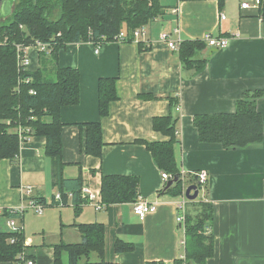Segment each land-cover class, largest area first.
I'll return each instance as SVG.
<instances>
[{
    "label": "crops",
    "instance_id": "1",
    "mask_svg": "<svg viewBox=\"0 0 264 264\" xmlns=\"http://www.w3.org/2000/svg\"><path fill=\"white\" fill-rule=\"evenodd\" d=\"M243 1L160 0L163 14L146 25L142 47L138 42L111 40L98 53L90 42L70 43L59 50L58 65L78 69L80 90L77 104L60 108L64 177H80L81 186L100 199L102 176L137 177V196L155 203L156 211L140 220L132 202L113 203L100 210L84 203L78 213L69 197L66 204H57L50 159L44 154L46 140L31 136L20 142L16 162L0 160V231L8 230L5 210L25 204L28 198L23 189L31 186L29 197L44 205L43 212L27 209L22 223L17 219L16 223L22 225L23 252L35 264H69L65 252L55 262L54 246L79 243L81 234L75 224L94 222L104 225L106 262L173 264L182 259L184 229L176 205L186 187L198 181L200 170L207 174L200 198L214 211L210 225L213 254L204 264H264V14L261 7L251 6L252 0H246L250 7L242 9ZM174 29H178L174 39L178 36L180 42H205V35L211 34L228 38V45L211 54L213 48L206 45L196 53L203 68H184L178 48L170 49L159 39L161 32ZM28 52L29 69L34 71L41 65L40 51L31 45ZM101 77H116L118 94L103 117L97 93ZM253 94H260L256 107L262 116L261 141L242 148L198 141L195 114L232 113L240 99ZM172 98L179 105L174 157L182 178V193L175 196L163 192L162 171L144 144L168 139L152 129V119L172 112ZM85 122L101 125L100 156L85 151V129L79 127ZM186 201L187 210L191 205ZM117 241L132 243L134 249L116 252ZM96 260L91 254L90 261Z\"/></svg>",
    "mask_w": 264,
    "mask_h": 264
},
{
    "label": "trees",
    "instance_id": "2",
    "mask_svg": "<svg viewBox=\"0 0 264 264\" xmlns=\"http://www.w3.org/2000/svg\"><path fill=\"white\" fill-rule=\"evenodd\" d=\"M10 15L0 22V160L16 162L19 157L20 141L13 128L30 129V136L45 138L44 154L51 163V184L61 194L63 204L71 194L72 204L78 213L84 203L80 195V177L67 179L63 175L60 108L75 105L79 101V71L72 67H61L57 63L59 50L67 44L99 42L102 36L111 41L120 31H125L126 40L132 42L131 32L148 25L155 17L163 14L160 0H11ZM264 14V0H260ZM37 42L48 45L47 52H40L41 65L34 71L22 70L17 65L16 45L31 46ZM138 45L142 47L141 41ZM206 43L201 40H184L179 43V58L184 68L199 71L203 61L196 58L197 51ZM48 54V55H47ZM47 58V59H46ZM50 67L51 69H49ZM34 91L31 93L30 91ZM98 110L100 116L108 114L109 104L118 98L116 77H101L97 83ZM148 95H142L147 97ZM259 95L245 96L237 102L232 113L195 114L193 124L197 129L198 141L217 143L223 148L245 147L263 138L262 116L256 107ZM172 112L152 119V129L166 136L165 141L145 142L156 166L178 181L163 192L182 193V178L174 157V135L178 122V102L170 100ZM85 129V151L100 156L102 129L99 122L79 124ZM198 180V178H197ZM199 193L204 184L194 183ZM138 178L123 175H104L101 178L100 194L107 206L113 203L135 202L138 194ZM185 212L184 256L173 264H204L213 254L212 235L204 232L213 220V207L201 200L188 201ZM7 218L22 223L23 215L13 208L4 212ZM191 213H194L192 215ZM81 234L79 243H58L54 246L55 262L65 252L69 264H115L104 261V225L94 222L75 224ZM13 237L14 242L9 239ZM132 243L117 241L116 252L132 251ZM23 253V231L20 233L0 231V261L16 264ZM95 254L96 261H90ZM29 257V256H28ZM85 261L80 263V258ZM30 258V257H29ZM146 264H162L148 262Z\"/></svg>",
    "mask_w": 264,
    "mask_h": 264
},
{
    "label": "built area",
    "instance_id": "3",
    "mask_svg": "<svg viewBox=\"0 0 264 264\" xmlns=\"http://www.w3.org/2000/svg\"><path fill=\"white\" fill-rule=\"evenodd\" d=\"M259 5H260V0H252L251 1V6L258 7ZM240 6L242 9L250 7V2L245 0L241 3ZM173 12H177V9L176 8L173 9ZM221 18H224V16L222 15ZM146 32H147L146 25H142V26L134 29L131 32L132 42L137 43V42L141 41V38L146 34ZM176 35H178V29H174L172 32H161L159 34V39L161 41L165 42L170 49L176 50L178 48L179 43H180L178 36H177V39H174V37ZM112 40L117 41V42H124L126 40L125 31L124 30L120 31L116 36L113 37ZM204 41L208 47L213 48L215 50L225 48L228 45V38L214 37L211 34L205 35ZM105 42H106L105 37L102 36L101 39L99 40V42L95 43L92 41L90 43L94 46V52L98 53L101 45ZM33 46H36L40 52H47L49 50L47 48L48 45L44 44V43L37 42ZM28 48H29V46L16 45L17 65L22 70L29 69V67H30L31 59L29 56ZM30 92L34 93V91H32V90ZM177 110H179V106L177 107ZM12 130H13V132H15L18 135L20 141H23V142L28 141L31 137L29 128H23L19 125V126L14 127ZM178 134H179V132L177 130H175L174 131L175 137H177ZM197 178H198L199 184H201V185L204 184L206 182V179H207V174H206L205 170H200L197 174ZM161 179L164 182H167L169 179H172V176L170 174L162 171L161 172ZM30 193H31V186L27 185L23 189V194L28 198V200L25 204H21L20 206L14 208L13 211L15 213L23 215V213L27 209H32L38 214L43 212L44 205L42 203L30 198L29 197ZM80 195L83 199H85L86 203L91 204L95 210H100L105 206V204L102 202V200L100 198H98L97 195L95 193H93L86 186L81 187ZM183 195H184V192H183ZM68 197L71 199L72 196L70 193L68 194ZM54 198H55V201L57 202V204L63 205V201L61 199V194L58 191L54 194ZM186 203H187V201L184 197L176 205L177 212H178V221L181 224H184L186 205H187ZM155 211H156L155 203H151V202L141 198L140 196H137L135 202H133V212L140 220H143L148 214L153 213ZM6 224H7L8 230L11 232L20 233L22 231V225H17L15 218H9L7 220ZM204 232L206 234H209L210 233V226H206ZM9 242L13 243L14 238L11 237L9 239ZM19 258H20V260L16 264H35L34 261L31 258H29L28 256H26V254L24 252L21 253V256Z\"/></svg>",
    "mask_w": 264,
    "mask_h": 264
},
{
    "label": "water",
    "instance_id": "4",
    "mask_svg": "<svg viewBox=\"0 0 264 264\" xmlns=\"http://www.w3.org/2000/svg\"><path fill=\"white\" fill-rule=\"evenodd\" d=\"M8 3H5L4 0H0V20L2 19V13H1V6L4 5L6 7ZM9 7H8V11L11 12V8H12V4H11V1L10 3L8 4ZM7 12V15L8 13ZM215 49H211V51L209 52L210 54L212 53V51H214ZM178 175H175L172 177V179H169L167 182H166V187H170L172 186L174 183H176L178 181ZM199 195V190L197 188V186L195 184H191L189 186L186 187V189L184 190V197L188 200V201H193V200H196L197 197Z\"/></svg>",
    "mask_w": 264,
    "mask_h": 264
},
{
    "label": "rangeland",
    "instance_id": "5",
    "mask_svg": "<svg viewBox=\"0 0 264 264\" xmlns=\"http://www.w3.org/2000/svg\"><path fill=\"white\" fill-rule=\"evenodd\" d=\"M10 1L11 0H4V2L8 4L10 3ZM8 4L6 5V7L4 5L1 6L2 19L0 20V22L4 21L7 18V16L10 15V12L8 11V7H9ZM7 12H9L8 15H7ZM48 68L51 69L50 67ZM200 197H201V193H199L197 199L199 200ZM189 211H192V209L190 208ZM191 214L194 215V213H191Z\"/></svg>",
    "mask_w": 264,
    "mask_h": 264
}]
</instances>
